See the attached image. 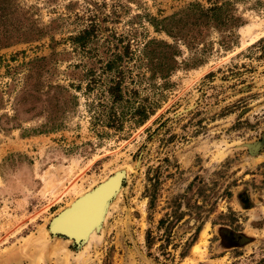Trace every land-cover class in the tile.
Listing matches in <instances>:
<instances>
[{"label": "rangeland", "instance_id": "rangeland-1", "mask_svg": "<svg viewBox=\"0 0 264 264\" xmlns=\"http://www.w3.org/2000/svg\"><path fill=\"white\" fill-rule=\"evenodd\" d=\"M0 2V34L20 35L0 47V264H264V0H216L241 23L177 42L165 78L143 49L174 41L150 18L211 2ZM116 171L122 187L96 238L99 216L90 243L50 233Z\"/></svg>", "mask_w": 264, "mask_h": 264}, {"label": "trees", "instance_id": "trees-1", "mask_svg": "<svg viewBox=\"0 0 264 264\" xmlns=\"http://www.w3.org/2000/svg\"><path fill=\"white\" fill-rule=\"evenodd\" d=\"M211 2V6L204 7L198 2L190 3L182 11L173 14L169 17L157 19L150 18V23L156 32L164 33L174 41V44H168L164 41L150 40L145 44L143 55L146 59L148 70L152 77L160 76L167 77L172 71L178 67L176 57L180 54L176 43L181 42L188 48L197 46L202 43V40L211 30L228 31L233 26L241 23L240 17H236L230 12L228 2ZM3 2H0V5ZM9 19L7 14H0V21L7 22ZM89 32L84 31L74 38V41L83 46ZM12 35L7 32L0 34V47H4L12 43ZM27 35H21L26 37ZM114 66L113 63L108 64V69ZM120 79L113 81L107 91L112 100V104L116 105L123 100V89ZM132 116L136 124H143L149 117L145 105L140 103L137 107H132ZM152 203V200H151ZM162 222V221H160ZM149 239V234L147 235ZM183 255V254H182Z\"/></svg>", "mask_w": 264, "mask_h": 264}, {"label": "bare ground", "instance_id": "bare-ground-1", "mask_svg": "<svg viewBox=\"0 0 264 264\" xmlns=\"http://www.w3.org/2000/svg\"><path fill=\"white\" fill-rule=\"evenodd\" d=\"M116 176L118 178H114ZM116 176L112 177L113 179L112 178H109L107 180L104 179L105 181L103 180L104 182L101 185L99 184L96 189H88L86 191V193L81 194V196L79 194V196L77 197V199L78 198L79 199L77 201H75L74 203L71 201L67 207L68 209H66L65 212L63 211L60 214V216L57 218V220H55V223H54L55 229L59 230L61 232L67 231V233L70 231L71 232H78L79 235L76 236L77 239H80L81 237H83L84 240H87L88 243H90L91 241L89 239L90 236L88 237V235H89L88 233L90 230L93 229V226L95 225L97 227L94 231L95 232L94 238H96V236H97L96 231L99 228L98 227L99 226L98 221L101 218H102L101 221H103L106 218V216L108 215V212L104 213L105 216H104V214H101V208L103 206L105 199L112 192L114 193L116 191V188L118 187V184H119L121 174H118ZM112 203L109 202V204H111V205H112ZM106 208H107V206H106ZM106 208H105V211H106ZM108 211H109V209H108ZM99 214H101V216ZM96 218H97V220H96ZM95 220H96V222L94 223ZM93 223H94V225H93ZM68 234L71 235V233H68ZM91 236H93V234ZM44 237H42V238H44ZM65 241L69 243L72 240L66 239Z\"/></svg>", "mask_w": 264, "mask_h": 264}, {"label": "water", "instance_id": "water-1", "mask_svg": "<svg viewBox=\"0 0 264 264\" xmlns=\"http://www.w3.org/2000/svg\"><path fill=\"white\" fill-rule=\"evenodd\" d=\"M124 172H122V171H116L114 174H112L111 176H108L105 180H107V179H109V178H112V177H114V176H116V175H118V174H121V177H120V180H119V184H118V187L116 188V191L112 194V196L111 197H109V199L108 200H110L109 202H111L115 197H116V195L118 194V192L120 191V189H121V187H122V182H123V179H124V174H123ZM104 180V181H105ZM104 181H102V182H100L99 184L101 185ZM99 184H97L95 187H93V188H91V189H96L97 187H98V185ZM79 199V198H78ZM77 198L76 199H74L72 202L74 203L75 201H77L78 200ZM68 206H66L64 209H62L59 213H57L56 214V216H54L52 219H51V221H50V223H49V231H50V233L51 234H53L54 236H59V237H62V238H64L65 240L66 239H70V240H72L71 241V243H73V244H75V245H80V244H82V243H88V241L87 240H84L83 239V237H81L80 239H77V237L76 236H78L79 234H78V232H68V233H71V235H69L68 233H67V231L66 232H64V231H59V230H56L55 229V227H54V223H55V220H57V218L60 216V214L64 211L65 212V210L66 209H68L67 208ZM109 212V211H108ZM102 220V218L98 221V224H99V228H98V230L96 231V234L98 233V231L100 230V228H101V225H102V223L104 222V220L103 221H101Z\"/></svg>", "mask_w": 264, "mask_h": 264}]
</instances>
